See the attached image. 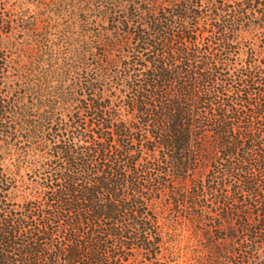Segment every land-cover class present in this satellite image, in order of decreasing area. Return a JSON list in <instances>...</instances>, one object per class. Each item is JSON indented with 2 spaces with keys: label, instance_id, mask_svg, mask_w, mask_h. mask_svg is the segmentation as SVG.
<instances>
[{
  "label": "trees",
  "instance_id": "1",
  "mask_svg": "<svg viewBox=\"0 0 264 264\" xmlns=\"http://www.w3.org/2000/svg\"><path fill=\"white\" fill-rule=\"evenodd\" d=\"M0 264H264V0H0Z\"/></svg>",
  "mask_w": 264,
  "mask_h": 264
}]
</instances>
